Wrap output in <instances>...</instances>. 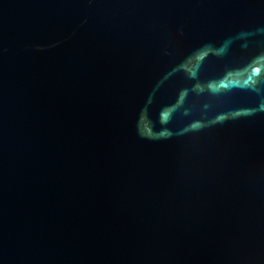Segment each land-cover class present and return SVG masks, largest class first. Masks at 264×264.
<instances>
[{
    "label": "water",
    "instance_id": "water-1",
    "mask_svg": "<svg viewBox=\"0 0 264 264\" xmlns=\"http://www.w3.org/2000/svg\"><path fill=\"white\" fill-rule=\"evenodd\" d=\"M0 264H264V0H0Z\"/></svg>",
    "mask_w": 264,
    "mask_h": 264
}]
</instances>
